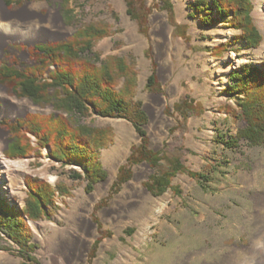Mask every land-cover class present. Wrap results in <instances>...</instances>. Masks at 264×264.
I'll return each mask as SVG.
<instances>
[{
  "label": "rangeland",
  "instance_id": "374dc122",
  "mask_svg": "<svg viewBox=\"0 0 264 264\" xmlns=\"http://www.w3.org/2000/svg\"><path fill=\"white\" fill-rule=\"evenodd\" d=\"M190 1L136 0L134 11L143 15L142 21L128 13L125 0H70L66 5L61 0H19L7 6L8 11L16 12L30 4L41 16L55 7L64 28L33 16H9L7 25L28 31L34 26H51L58 35L33 42L22 39L20 32L13 39L5 37L0 44V64L31 65L30 48L34 45L64 40L89 23L106 24L110 34L98 40L92 52L99 58L124 57L136 70L133 100L141 102L147 115L143 129L148 147L178 158L188 170L203 171L206 164L216 169L207 183L178 173L171 180L172 189L153 195L145 186L154 173L149 164L127 165L131 147L141 139L134 125L124 118L91 115L81 122L111 127L113 137L99 153L106 177L87 192L86 182L70 175L71 168H80L62 166L47 157L46 147L40 156L31 153L10 159L4 155L10 141L6 120L13 122L30 112L48 114L53 108L18 97L0 83V94L27 106L23 112L0 118V128L7 133L3 155L27 163L23 174H0L1 195L9 203L23 206L27 175L52 185L63 184L70 190L69 196H55L51 216L27 221L37 244V264H256L260 254L253 258L242 251L252 240L258 246L263 244L264 249V218L256 219L252 201L253 194L264 190V144L251 146L239 140L237 147L225 149L217 134L225 139L235 134L245 125L244 108L251 98L264 95V84L259 88V83L248 85L235 100L219 93L232 68L243 63L264 66V24L258 14L264 12V0H251L252 22L262 35L254 49L243 41L234 42L232 37L240 31L226 23L202 27L197 17H190ZM66 7L72 8L74 18L68 24L64 22ZM152 71L158 84L154 90L147 88ZM184 97H189L192 111L186 120L174 110V104ZM3 105L0 100V107ZM29 137L34 146L35 138ZM122 165L131 175L114 193ZM165 167L162 161L158 170ZM253 180L256 184L251 183ZM100 235L103 238L91 256ZM0 246L10 248L0 249V264H21L22 259L14 252L16 246L6 236L0 239Z\"/></svg>",
  "mask_w": 264,
  "mask_h": 264
},
{
  "label": "trees",
  "instance_id": "16d2710c",
  "mask_svg": "<svg viewBox=\"0 0 264 264\" xmlns=\"http://www.w3.org/2000/svg\"><path fill=\"white\" fill-rule=\"evenodd\" d=\"M64 5L70 0H61ZM128 13L142 21L143 15L134 11L136 0H125ZM10 7L19 0H4ZM190 17L198 18L202 27H212L217 23H226L239 30L234 42L243 41L249 49L257 48L262 35L252 22L251 0H191L188 4ZM72 8H65L64 22H73ZM110 28L106 24L89 23L78 27L62 41L39 43L30 48L34 63L31 65L0 64V83L6 84L18 97L27 98L32 103L44 107L52 106L48 114L30 112L13 122L5 121L10 130V141L4 151L7 158L27 157L31 153L41 155L42 148H48L47 157L62 166H77L70 169L73 179L86 182L85 190L90 192L94 185L106 177L99 160L100 150L111 143V127H97L82 123L81 119L91 115L124 118L130 121L140 136V142L130 149L127 165L146 162L154 170L145 186L153 195H160L168 188L178 173H186L191 178L207 183L210 174L216 169L206 164L203 171L188 170L176 157L155 152L148 147L143 126L147 122L146 112L141 102L133 100L136 86V70L124 58L107 55L99 58L93 51L94 44L108 36ZM218 48V47H217ZM226 82L220 94L237 99L239 93L246 91L251 83L259 88L264 84V66L243 63L232 68L226 74ZM155 72L147 79V88L157 86ZM244 108L245 125L233 135L223 136L218 141L225 149L237 147L239 140L251 146L264 144V95L251 98ZM189 97L174 104V110L184 119L191 114ZM29 135L35 138L33 146ZM162 161L163 170H158ZM216 167H218L216 165ZM130 170L119 167L113 192H117L121 183L127 181ZM26 196L21 207L9 203L0 193V239L6 236L15 246V253L22 259L21 264H37L35 256L37 244L33 242L28 220L38 221L51 216L55 196L66 197L70 190L63 184L54 185L37 177L27 175L24 179ZM133 229H127L132 233ZM126 233V232H125ZM108 234V233H107ZM100 235L94 242L90 255L93 256L102 240ZM0 249L9 250L7 246Z\"/></svg>",
  "mask_w": 264,
  "mask_h": 264
},
{
  "label": "bare ground",
  "instance_id": "6f19581e",
  "mask_svg": "<svg viewBox=\"0 0 264 264\" xmlns=\"http://www.w3.org/2000/svg\"><path fill=\"white\" fill-rule=\"evenodd\" d=\"M259 21L261 24H264V12H259ZM14 17V18H28V17H37L40 20H45L47 23H58L61 28H64L61 23V17L55 7H49L48 13L46 16H41L32 5H26L22 9L16 11V12H10L8 11L3 3V0H0V31L5 32L7 35H4L0 33V44L2 43L3 38L5 37H11L12 39L20 32L22 39L28 40V41H38L45 38L57 36L58 33L56 30H54L51 26L50 27H32L31 29H25L14 25H7L5 24V19L8 17ZM156 15L155 17H157ZM162 22V21H161ZM166 23V21L164 20ZM4 36V37H3ZM170 36V35H168ZM1 88V87H0ZM3 89V88H1ZM0 100L3 101L4 105L0 107V118L4 115H16L20 112H23L27 109V106L24 105L26 103L13 101L12 98H8L5 93L0 94ZM7 133L4 129L0 128V174H4L5 176H8L9 173H18L23 174L27 171V163L26 161H11L5 158V156L2 153V146L5 141ZM254 181V180H253ZM258 182V181H257ZM252 184H256V181L251 182ZM262 190V189H261ZM252 201L254 202V213L256 216V219H263L264 218V190L259 191L252 196ZM254 216V217H255ZM39 226V224H36ZM87 245L89 242L86 243ZM244 254H248L251 257H255L256 254H260L259 258H255L256 264H264V249L263 244L261 246H258L256 240H252L251 244L248 249L245 251H242ZM254 260V259H253Z\"/></svg>",
  "mask_w": 264,
  "mask_h": 264
},
{
  "label": "water",
  "instance_id": "95a60500",
  "mask_svg": "<svg viewBox=\"0 0 264 264\" xmlns=\"http://www.w3.org/2000/svg\"><path fill=\"white\" fill-rule=\"evenodd\" d=\"M3 3H4V6H5V8L7 9V5H6V3L4 2V0H3ZM59 41H62V40H59ZM55 42V41H54ZM42 43H45V42H42ZM28 45V44H27Z\"/></svg>",
  "mask_w": 264,
  "mask_h": 264
}]
</instances>
